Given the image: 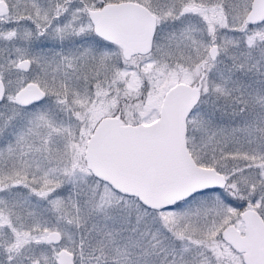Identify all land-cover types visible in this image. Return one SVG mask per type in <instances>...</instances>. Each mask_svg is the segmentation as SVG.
Here are the masks:
<instances>
[{
    "label": "snow or ice",
    "instance_id": "6c2138e0",
    "mask_svg": "<svg viewBox=\"0 0 264 264\" xmlns=\"http://www.w3.org/2000/svg\"><path fill=\"white\" fill-rule=\"evenodd\" d=\"M0 264H264V0H0Z\"/></svg>",
    "mask_w": 264,
    "mask_h": 264
}]
</instances>
